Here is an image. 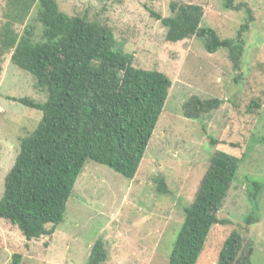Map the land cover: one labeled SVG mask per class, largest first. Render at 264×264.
I'll use <instances>...</instances> for the list:
<instances>
[{"label":"rangeland","instance_id":"obj_1","mask_svg":"<svg viewBox=\"0 0 264 264\" xmlns=\"http://www.w3.org/2000/svg\"><path fill=\"white\" fill-rule=\"evenodd\" d=\"M58 1L67 13H88L111 26L125 50L134 53L136 65L166 72L173 85L136 177L89 162L77 180L65 220L52 236L30 241L18 226L0 219V264H12L16 253L23 256L21 264H86L99 238L109 253L103 264H168L185 206L193 203L212 155L223 150L243 158L219 212L229 222L213 225L197 261L218 264L227 237L251 210L249 179L264 181V0H236L254 13L239 69L226 49L210 53L198 36L169 41L167 28L154 12L171 15L172 1L200 3L205 8L203 24L216 28L222 37H234L248 17L246 7L229 10L223 0ZM5 3L0 0V22ZM37 16L35 7L25 24L35 27L39 39L43 24ZM195 95L219 98L222 105L200 118H189L184 104ZM12 97L39 102L47 98L33 75L13 63L12 54H0V198L21 137L43 117L41 110ZM253 100L261 106L249 113ZM158 175L166 177L170 193L158 191ZM260 204L261 219L249 234L255 264H264V191Z\"/></svg>","mask_w":264,"mask_h":264},{"label":"trees","instance_id":"obj_2","mask_svg":"<svg viewBox=\"0 0 264 264\" xmlns=\"http://www.w3.org/2000/svg\"><path fill=\"white\" fill-rule=\"evenodd\" d=\"M223 5L235 11L247 8L248 17L234 37H222L216 28L203 24L205 8L200 3L172 1L171 15L154 14L167 28L169 41L198 36L210 53L226 49L239 69L254 13L244 2L223 0ZM35 7L43 24L39 39L35 27L25 24ZM0 54H12L13 63L32 74L47 96L41 102L12 97L41 110L43 117L32 132L21 137L20 152L0 198V219L11 221L32 241L52 236L64 222L77 180L89 162L136 177L173 80L164 71L136 65L134 53L125 50L111 26L91 19L88 13H67L58 0H6ZM221 105L219 98L195 95L185 102L184 113L200 118ZM260 106L253 100L248 112ZM242 162V157L223 150L212 155L193 203L185 206V220L168 264H197L213 225L229 222L219 212ZM156 180L159 192L170 193L165 176L158 175ZM249 182L251 210L227 237L218 264H255L249 234L261 219L264 181L250 178ZM22 257L14 254L12 264H21ZM108 257L106 242L99 238L86 264H103Z\"/></svg>","mask_w":264,"mask_h":264}]
</instances>
